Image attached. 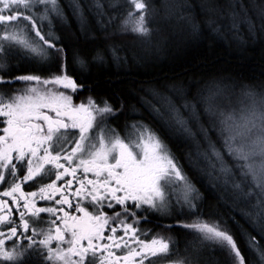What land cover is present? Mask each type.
Segmentation results:
<instances>
[{"label":"snow or ice","instance_id":"obj_1","mask_svg":"<svg viewBox=\"0 0 264 264\" xmlns=\"http://www.w3.org/2000/svg\"><path fill=\"white\" fill-rule=\"evenodd\" d=\"M203 7V23L213 34H230L240 43L241 26L252 39L264 34V0H205ZM165 8L179 14L191 38L200 37L189 0H174L172 7L166 2ZM154 11L150 0H0V264L179 259L178 240L142 227L150 217L173 219L166 231L182 228L194 236L180 264H195L206 246L221 251L226 264H264V85L214 76L188 89L141 88L136 103L100 95L74 102L92 89L70 72V50L55 34L57 24L71 14L81 34L94 40L91 15L105 33L115 27L106 39L130 32L161 54L165 41L154 40L149 27ZM13 58L40 68L15 75ZM90 62L124 67L129 56L117 43L90 59L71 50L72 65ZM18 83L27 87L16 88ZM221 97L227 106L217 103ZM157 122L196 144L194 168L209 177L217 204L178 162ZM37 199L50 206L38 207ZM221 200L230 208L227 218ZM235 213L259 239L239 226Z\"/></svg>","mask_w":264,"mask_h":264},{"label":"trees","instance_id":"obj_2","mask_svg":"<svg viewBox=\"0 0 264 264\" xmlns=\"http://www.w3.org/2000/svg\"><path fill=\"white\" fill-rule=\"evenodd\" d=\"M150 2L155 8L149 24V27L153 29V39L165 41V51L161 54H157L154 48L150 49L141 43L130 32L106 39L108 33L116 30L115 27L110 26L108 33H105L91 15L88 21L91 33L95 36L94 40L86 39L81 34L79 21L71 14H69L68 25L64 29L61 28V31L57 28L63 43L68 45L70 50V72H73L92 89V91L82 92L83 101L86 102V97L89 95H100L112 97L113 101L127 98V102L136 103L133 97L143 95L140 92L141 88L183 84L188 89L195 81L214 76H231L257 87L264 85V34L252 39L247 36L246 26H241V33L244 36L243 43L233 40L230 34L228 36L213 34L203 23L206 15L203 7L205 0H189L192 15L201 22V35L198 39H193L186 23L179 19V14L172 15L166 11V2L172 7L174 0H150ZM111 43L120 44L126 50L129 56L127 66L117 67L112 63L99 64L96 62H90L84 67L78 64L72 65L71 50H76L90 59L97 50L105 49ZM133 53L136 54L135 60L132 59ZM134 118L139 119L138 116ZM124 119L121 117V124ZM113 123L115 125V122ZM154 126L168 140L172 151L178 157V162L184 166L190 176L195 178L196 186L205 194L208 202L217 204L218 192L210 187L209 177L201 175L194 168L199 160L195 155L197 149L194 144L180 136L179 133L170 132L159 122ZM219 210L225 213L226 218L230 214V208L223 200L219 202ZM235 217L241 228L254 232L239 213H235ZM182 222L190 223L191 221L183 220ZM174 223L176 221L173 219L150 217V223L142 225L145 230L154 229V233H159L165 238L172 236L179 241V259L176 256H170L167 259L154 260V264H180V259L185 255L186 243L194 240V236L185 229L165 230V225ZM158 224L160 227H156ZM254 234L257 235V239L260 238L258 233L254 232ZM147 239H151V235ZM189 254H191V249ZM196 257L195 264H226L227 261L221 251L213 250L210 246L203 247L196 253Z\"/></svg>","mask_w":264,"mask_h":264},{"label":"flooded vegetation","instance_id":"obj_3","mask_svg":"<svg viewBox=\"0 0 264 264\" xmlns=\"http://www.w3.org/2000/svg\"><path fill=\"white\" fill-rule=\"evenodd\" d=\"M55 34L58 35V29L56 27V31H55ZM0 35H3V32L0 31ZM59 36V35H58ZM12 72L15 74V75H25V74H33L34 70L36 69H39L40 68V65L34 63L33 61L31 60H28V59H18V58H13L12 61ZM39 74V73H37ZM16 88H24V87H27V85H24L22 83H18L17 85H15ZM83 101V95H82V92L79 94L78 97H74V102L75 103H79ZM26 191H35L37 190L35 187L32 188V189H25ZM0 191H3V188L0 187ZM10 199V198H8ZM37 206L38 207H43V206H50L49 204H46L45 202L43 201H39L37 199ZM13 209H14V212H13V216L14 218H17L18 220V215L19 213L18 212H15V205H12ZM42 216H47V214H41ZM0 230H3V229H0ZM119 230H118V234H119ZM109 234L106 232V235ZM145 238V237H144ZM143 238V239H144Z\"/></svg>","mask_w":264,"mask_h":264},{"label":"rangeland","instance_id":"obj_4","mask_svg":"<svg viewBox=\"0 0 264 264\" xmlns=\"http://www.w3.org/2000/svg\"><path fill=\"white\" fill-rule=\"evenodd\" d=\"M67 25H68V21H67V23H65V24H63V25H61V24H57V28L61 31V28L64 29L65 26H67ZM63 29H62V30H63ZM58 35H59V34H58ZM82 95H83V94H82ZM217 103L221 104L222 106H227L228 101L221 97V98L218 99ZM179 135L182 136L181 134H179ZM213 138H215V133H213ZM191 142H192V141H191ZM192 144H194V147L197 149L196 144H195L194 142H192ZM195 155H196V157H198V156H197V153H196ZM198 159H199V157H198ZM179 191H180V189H179V188H176V189L174 190V195L178 194ZM119 234H122V232H120ZM141 238L143 239L144 237L141 236ZM125 251H126V250H125ZM123 254H125V253H124V252H121V251H117V255H123ZM168 264H177V263H168Z\"/></svg>","mask_w":264,"mask_h":264}]
</instances>
